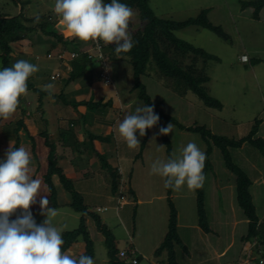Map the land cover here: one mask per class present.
I'll use <instances>...</instances> for the list:
<instances>
[{
    "label": "rangeland",
    "instance_id": "obj_1",
    "mask_svg": "<svg viewBox=\"0 0 264 264\" xmlns=\"http://www.w3.org/2000/svg\"><path fill=\"white\" fill-rule=\"evenodd\" d=\"M242 1L244 0L150 1V5L157 15L176 20L195 16L201 9L209 8L208 16L210 20L214 24L221 25L230 34V39L227 41L205 27L192 25L175 31L178 37L219 57L218 61H209L207 72L210 80L205 85L209 94L222 102V109L206 106L192 92L186 95L178 94L167 87L164 79L159 78L156 72L142 74L140 80L145 85L151 100L158 104V108L185 126H205L213 134L236 139L249 135L256 128V134L252 138L254 140L255 137L264 139L261 136L264 131V122H260L262 118L264 119V6L260 11V18L256 19L253 17V6L243 7ZM54 5L55 0H30L26 4V12L29 16L37 13H54ZM20 9V3L15 0H0V14L15 15L20 12ZM133 18L135 21L134 26H139L140 21L136 11H134ZM55 26L63 32L64 36H71L58 19ZM50 40L57 42L40 32H35L25 42L27 45H30L31 42L34 50L25 48L20 50L22 44L18 46L16 42L13 43V50L18 47L23 53L20 54L19 52L18 54L17 52L16 54L13 51L12 64L17 60L24 59L39 66V71L29 77V83L41 90H46L45 85L52 83L55 87L50 90L51 93L52 91L59 92L56 87L63 83L61 85L63 89L61 98L71 104L64 110L72 109L76 104L75 102L82 100L85 96L93 101L111 100V105L107 106L104 112L105 116L112 122L107 129H102L103 131L99 132V134L108 137L104 142L109 150H103L104 143L99 144L100 146L98 145L99 142L95 144L111 167V171H115L117 176H120V178L117 177L119 181L118 191L122 190L124 197L130 203L125 208H123V205L120 206V200H117L119 193H114L111 188L109 168L102 167L99 159V166L93 165L89 168L90 171L85 168L84 171H88L85 176L73 180L75 189L82 193L84 203L88 207L89 213L85 216L94 241L95 256L93 259L95 264H108V246L103 233L95 224V217H98L102 223L107 225V228L115 237V245L118 249L123 250L134 244L136 245L142 252V255L136 253L140 256L139 264H160L166 261V251H163L160 255L154 253V249L162 241V239L158 240L157 238L161 235L162 230L153 225L149 214L151 206L154 208L160 206L162 213L167 209L169 210L168 200L164 196L167 194V188L164 187V178L150 174V166L157 159L167 161L174 154L180 155L181 150L189 142L196 143L205 154L210 149L208 154L210 165L205 173L206 180L203 190L206 222L211 231L207 233L206 231L209 230L201 227L204 229L203 233L197 234L195 231H191L192 234H188L184 229L179 232L177 226L181 243L175 245L176 261L178 264H232L233 255L241 245V236L243 233H247L248 225L245 223L238 224L235 231V242L230 246L227 255H216L218 250L225 247L232 239L231 228L236 216V211L229 204L228 207L219 210L218 203L216 204L214 200L221 191L216 188L227 183L232 187L235 186V201L237 195L236 175L226 166L222 150L214 139L209 137L206 140L200 132L182 129L174 122L159 121L157 125L147 129L146 135L143 137H140L137 131L136 136L140 141V146L137 149H128L126 143L116 131L118 122L123 120L125 114L134 112L136 107L148 106L139 95L140 89L138 87L134 88L133 67L130 61L127 58H115L108 61L107 68L112 79L110 86L101 80L100 72L102 69L96 60H94L91 66L92 69L86 77L67 82L68 73L65 72L64 81L52 80L50 75L61 67V62L55 53L53 58L47 57V51L51 49ZM57 43L61 49L67 48L63 43ZM81 43V47L88 49L92 41H82ZM66 51L69 52V48ZM242 52L248 53L251 58H261L262 60L256 64L243 63L239 59ZM2 68L0 62V69ZM35 74L43 79L42 82L36 83L33 78ZM93 84L94 86H92ZM40 96L33 87L28 88V91L19 98L18 107L21 113L19 115L14 114L12 117L16 121L23 116V108L30 110L33 112L31 117H33V114L37 116L36 124L39 126L38 131H41L43 128L42 115L39 109L36 111L41 100L42 112L45 113L44 118L49 120L48 131H53L58 128V110H56L54 101H52L49 94L43 95L42 99H40ZM79 107L82 111L86 108L83 105H79ZM98 111L100 109L95 105L90 107L87 110V115L84 114L85 121L88 123L93 122L94 117L98 116ZM10 120L12 121V118ZM169 123L173 124V130L172 133L166 135L169 139L170 149L168 151V144L163 141V135L159 134V129L166 127ZM84 136L86 137V133ZM153 137H155V140H153ZM159 146H164V148H158ZM228 149L233 162L243 169L252 181L255 179L257 168L264 170V151L257 148L255 144L246 141L239 147L229 146ZM68 161L70 165L80 163L77 155H71ZM60 163L63 164L64 162L60 160ZM37 178L43 181V177L38 176ZM130 183L133 189L136 188V197L135 194L129 191L131 188ZM251 186L252 199L255 203V184L252 188ZM45 192L48 195L47 186L44 183L41 196L45 195ZM174 193L187 194L186 199L179 197V195L174 197L172 195V201H175L183 210L181 200L184 201L185 199V210L193 212L195 214L194 218L198 219L199 222L195 198L196 190H189L186 186H182L179 191H174ZM158 195H163V197H158ZM139 198H152V204L146 201L139 202ZM39 200L40 196L37 197L36 203L30 207L37 225L42 224L46 219L44 215H41ZM223 205L225 206L224 202ZM54 208L57 209L58 215L53 219V223L57 227L63 228V233L79 227L81 212H77L70 205L63 203L61 206ZM236 208L237 213L241 214L242 209L239 206ZM220 211L224 213L221 219L227 220V224L216 221L220 219ZM260 213H262V208L257 210V214ZM21 214L20 209H17L11 219L15 220ZM84 248L85 243L79 238L66 252L71 256H77L84 251ZM250 256L255 258V249L254 252L248 253L245 258L243 256V259L241 258L237 262L244 261ZM126 261L129 262V258H126ZM261 264H264V262Z\"/></svg>",
    "mask_w": 264,
    "mask_h": 264
},
{
    "label": "trees",
    "instance_id": "obj_2",
    "mask_svg": "<svg viewBox=\"0 0 264 264\" xmlns=\"http://www.w3.org/2000/svg\"><path fill=\"white\" fill-rule=\"evenodd\" d=\"M20 3V12L11 14H0V62L2 67H11V57L13 50V43L28 39L33 33H42L48 38H52L57 42L63 43L70 51H75L77 55L70 60L71 70L68 73L66 79L67 82L75 81L76 79L86 77L91 71V66L94 63V58L90 56L89 52L81 48V42L78 38L73 36H64L63 32L58 30L55 26L57 19L55 13H42L40 15V23H34L35 16H29L26 12V4L28 0H15ZM151 0H120L121 3L129 5L133 11H136L140 25L135 27L134 18L130 24V30L133 34L134 47L128 53H122L121 56L127 58L132 67L134 75V88L140 89V97L148 104V106L154 107V112L160 119L159 121L174 122L182 129H188L194 132H200L202 137L208 140L209 137L213 138L215 143L221 148L223 156L225 158L226 166L232 170L236 175V198L239 207L243 210L245 216L248 219L247 233L244 236L245 241L251 243L254 242V249L257 253H260L264 259V219H260L256 206L253 202L252 195L250 192V186L252 184L251 178L247 173L237 166L230 155L229 146L239 147L246 141L255 144L257 148L264 151V139L261 137L252 138L256 134L255 130H252L249 135L241 138H229L226 136H219L213 134L205 126L193 125L185 126L179 123L172 116L165 114L158 108V104L154 103L149 94L146 91L145 85L141 82L140 76L142 74H151L156 72L159 78H163L167 87L171 88L180 95H186L189 92L194 93L206 106L222 109V102L209 94L206 83L210 80V76L207 72L209 61H218L219 57L215 54L207 52L204 48L196 46L193 43L178 37L175 34L176 30L188 27V26H199L205 27L216 33L220 38L224 40L230 39V34L227 33L221 25L214 24L208 13L209 8H203L195 16H190L183 20H176L173 18H165L157 15L150 5ZM104 3H110V0H104ZM242 6H253V17L258 19L260 11L264 6V0H244ZM104 45V44H103ZM105 50L108 51V61L117 58L114 53L115 45H104ZM55 48V45L51 49ZM66 48V49H67ZM65 48L61 49L64 50ZM65 49V50H66ZM50 52V51H49ZM130 57V58H129ZM261 58H249L251 63H258ZM248 61V62H249ZM28 88L33 87L37 93H39L40 99L43 95L49 94V90H41L35 87L33 84L27 81ZM61 97L62 93L59 94ZM63 102L67 105H71L68 101L63 99ZM74 109L78 112L77 120L85 122V112L78 109L79 105L86 106V110L94 105L100 109L98 115H104V110L107 106L111 105V100H91L84 97L82 100L76 101ZM41 112L43 110L42 103L40 100L39 106L37 107ZM26 109H22L23 115H25ZM43 113V112H42ZM43 128L38 132L40 136L44 138V143L48 147L47 153V167L43 173V181L47 186L48 200L50 207H58V193L53 182L52 176L57 175L60 183L64 189L71 195V201L68 203L75 211L81 212L79 227L71 231H65L63 233L64 244L62 245V251L66 252L71 245L76 242L79 238L85 243L84 251L80 254H85L91 257L95 256L94 241L91 237L90 231L86 223V214L89 213L87 205L84 203V198L81 192L77 191L74 187V182L70 176L64 171V168L60 164L59 153L57 151L58 143L63 148H69L73 156L77 153H82L90 149L96 154L101 161L102 167L109 168L111 188L114 193L122 194L119 189L118 178L120 176L115 171H111V167L103 157L101 151L96 148L95 141H105L108 137L103 136L101 133H95L93 131H86V139H89V147L83 148L79 141L75 137V132L72 126L67 128H61L59 130V136L57 140L51 138L47 128V120L42 114ZM24 116L16 120L17 128L7 127L3 130V134L8 139L13 140L15 147H19L21 138L19 135V129L26 127L24 123ZM28 138L31 139V149L35 154V141L34 136L28 132ZM163 141L168 144L167 150L169 151V139L166 135H163ZM88 143V141H87ZM210 149L206 152V161L204 167V174L210 165L208 154ZM36 155V154H35ZM36 157V156H35ZM5 158H0V161ZM40 169V163L37 159L36 172L33 174V179L36 177V173ZM131 193L134 191L130 189ZM172 189L167 188V199L170 206V213L168 219V229L160 242L159 246L155 249V255H160L163 251H166V261L161 264H178L176 261L175 245L181 243V238L177 231V209L172 201L171 197ZM196 201H197V212L199 217V224L205 230L210 228L206 222L205 214V197L203 187L196 189ZM22 212V210L20 209ZM32 212V210L30 209ZM95 224L97 228L103 233L106 244L108 246V264H133L130 261L127 262L125 258L119 255L121 251L115 245V237L111 234L105 223L95 217ZM131 248V247H130ZM79 254V255H80ZM77 255V256H79ZM137 263H139L140 256H137ZM251 259H255V264L258 263L259 257L250 256Z\"/></svg>",
    "mask_w": 264,
    "mask_h": 264
},
{
    "label": "clouds",
    "instance_id": "obj_3",
    "mask_svg": "<svg viewBox=\"0 0 264 264\" xmlns=\"http://www.w3.org/2000/svg\"><path fill=\"white\" fill-rule=\"evenodd\" d=\"M54 13L67 32L80 41H92L98 49L101 43L114 44L117 58L124 59L121 54L134 47L130 30L134 11L120 0H110V3H104V0H55ZM34 16V23H40V15ZM38 71V65L24 59L0 69V119L10 120L16 113L19 98L28 91L29 77ZM54 87L52 83L45 85L50 96ZM159 119L153 106L143 105L125 114L116 131L128 149H137L140 141L136 132L140 137L145 136L146 130L157 125ZM172 130L173 124L169 123L159 129V134L168 135ZM5 157L0 161V264H95L91 256H71L62 251L64 229L54 225L58 211L49 206L47 195L41 196L43 181L33 179L31 153L23 146L15 147L10 141ZM205 161L206 154L196 143L189 142L180 155L174 154L167 161L155 160L150 166V174L164 178L165 188L179 191L186 186L196 190L202 188L206 180ZM38 196L41 215L46 217L40 225L30 211ZM17 209H21L22 214L12 220Z\"/></svg>",
    "mask_w": 264,
    "mask_h": 264
},
{
    "label": "crops",
    "instance_id": "obj_4",
    "mask_svg": "<svg viewBox=\"0 0 264 264\" xmlns=\"http://www.w3.org/2000/svg\"><path fill=\"white\" fill-rule=\"evenodd\" d=\"M29 2H30V0H28V3ZM259 18H260V16H259ZM56 19H58V21H60V18L57 15H56ZM25 42H26V39H23V40L17 41L16 45L20 46L22 44L20 46V50L23 49V48L29 49V50H32V49L34 50V47L31 44V42H30V45H27ZM50 42H51V47L53 45H55V48L49 49L47 51V54L49 53V51L52 52V53H56L57 50L61 49L58 46L57 42L52 41V40H50ZM81 48H83V47H81ZM83 49H86V48H83ZM20 50L18 49V47L14 49L16 54H17V52H18V54H19V52H20V54H22L23 52L20 51ZM243 53H246V52H242L241 54H243ZM249 58H251V57L249 56ZM239 59H240V56H239ZM58 63H60V62H58ZM243 63H247V62H243ZM62 67H64V66H62ZM252 69L254 70V68H252ZM255 76H256V73H255ZM33 78L36 81V83L42 82V80H43L42 78H40V76L38 74H35L33 76ZM256 78H257V76H256ZM63 81H64V79H63ZM61 85H57V87H56V88L59 89V92L52 91V95H51V99H52V101H54V104L56 106V110H58L59 118H58V126H57L58 128L53 130V131H49L50 136H51L52 139L57 140L58 136H59V130L61 128H67L69 126H72L73 129H74V132H75L76 139L83 146V148H88L90 142H89V139L88 138L86 139V137L84 136L86 131L90 130V131H94L95 133L102 132L103 130L107 129L108 125L111 124L112 121L110 119H108L105 116V114L104 115H98V116L96 115L94 117V121L93 122L91 121L90 123H88L86 121L85 122L81 121L80 119L77 120L76 118L78 117V112L76 111V109H74V108L71 109L70 108L69 110L68 109L64 110L65 108H68V105L63 102L61 96L59 95L63 91ZM92 86H94V84ZM80 108L81 107H78V109L80 111H82ZM37 110L38 109H36V111ZM83 112H85V114L87 115V110L85 111V109H84ZM19 113H21V111H20V109L18 107V109H17L15 114L19 115ZM32 113L33 112H31L30 110H26L25 115H23L24 116V120L23 121H24L26 127H22L21 129H19V135H20V138H21V143H20L19 147L23 146L27 150L29 149V152L31 153L32 159H31L30 167L32 169V174H34V172H36L35 170L37 168V159H38V161L40 163V169L36 173V177L35 178H37L38 176L43 177V173L46 170V167H47L46 161H47L48 147L44 143L45 142L44 138L38 134L39 126H37V124H36L37 116L35 114H33V117H31ZM59 113H60V115H59ZM42 114L43 113L41 112V115ZM74 115H76V117H74ZM46 120H47V123H48L47 124V128H48L49 120L47 118H46ZM260 122L263 123L264 119L262 118ZM16 126H17V124H16V121L14 120V117H12V121L11 120L10 121H5L3 119H0V145H1L0 146V158H6L5 157V153H6V151L9 148V142L10 141L13 142V140L8 139L7 137H5V135L3 134V130L5 128H7V127L15 128ZM28 132L34 136L35 154L36 155L32 152L31 139L28 138ZM261 136L264 137V131H263V133H261ZM87 141H88V143H87ZM96 142H99L98 145L101 144V143H104L103 147H102L103 150H109V147L107 146V144L104 141L101 142V141L96 140L95 143ZM95 146H96V144H95ZM97 147L98 146H96V148ZM57 151H58V153L60 155L59 159L64 162L63 164L60 163L61 166L64 168V171L68 174V176H70L72 178V180L85 176V173L90 171L89 168L93 167V165H98L99 166V163H100L98 161L99 158L90 149H88L87 151H83L82 153H77L76 154L78 156V159H79V162H80L78 165H70L68 160H69L71 155L73 156V154L70 152L71 150L69 148H63L62 145L58 143ZM68 153H70L71 155H69V156L66 155ZM82 168H84V169H82ZM85 168L88 171H84V170H86ZM256 171L257 172H256V175H255V179H254V181H252L251 188L255 184V203L254 204L256 206V210H258V208H262V213L258 214V216H259L260 219H264V170L257 168ZM52 179H53V182H54L55 187L57 189L58 203L60 204V206H61L62 203L63 204H68L71 201V195L64 189V187L60 183L59 178H58V176L56 174L52 176ZM130 186H131L130 189H132L134 191V194H135V197H136V195H137L136 194V188L133 189L131 183H130ZM229 187H231V188L226 191V189H228ZM234 187H232L231 185H228L226 183V184L220 185V186H218L216 188V189L221 191L220 194L217 195V198H215V200H214L216 202V204L218 203L219 210L223 209V207L224 208L228 207V204H229V206L233 210L236 211V214H235L236 216H235L234 221H233V227L231 228V234L233 235L232 239H230L229 243L225 247H222L220 250H218V252L216 253L217 256H225V255H227L230 246L233 244V242H235L236 226L238 224H240V223H245L246 225H248V219L245 216L243 210H242L241 214L237 213V210H236L237 208L236 207L239 206V205L237 203V199L235 201V198H234L235 197V190H234L235 188ZM222 191H225V192L222 193ZM121 192H122V190H121ZM250 192H251V195H252L253 192H252L251 189H250ZM45 195H47L46 192H45ZM172 195H173V197L179 195V197L181 196L182 198H185V199L187 197V194H185V193L176 194V193H174V191H172L171 196ZM164 196L167 199V194H165ZM158 197H163V195H158ZM47 198H48V195H47ZM152 198H147V199H140L139 198L138 201L139 202L146 201V202L152 204ZM195 198H196V195H195ZM185 199H184V201H183V199L181 200V202H182L181 205L184 208L183 210L174 201V205H175V207L177 209V225H178L179 232H181V230L184 229V231L187 232L188 234H192L191 231H195V233H197V234L203 233L204 229L201 228V226H200V224L198 222V219L194 218L195 214L193 212H190V210H185V208H186V205L184 203ZM117 200L118 201L120 200V204H121L120 206L123 205V208H125V206L130 203V201L124 197V192H122V194H119L117 196ZM228 200H229V202H228ZM223 202L225 203V206L223 205ZM167 203L169 204V202H167ZM32 208H35V207H32ZM169 213H170V206H169V210L167 209L166 211H163V213H162V210H161L160 206L156 207V208H154L153 206L150 207V214H149L150 221H152V223H153V225L155 227L157 226V227H159L158 228L159 230L160 229L162 230L161 235L157 236L158 240L163 239V237H164V235H165V233L167 231ZM219 215H220L219 216L220 219L216 220V221L220 222V223L227 224L228 223L227 220H222L221 219L222 216L224 215V213L222 211H220ZM183 220H185V221H183ZM210 231L211 230L209 229V231H206V232L208 233ZM245 235H246V233L245 234L243 233V235L241 236L242 243L237 248L236 252L233 255V263L232 264H235L237 262V260H240L243 256L245 258L248 253L254 252V246H253L254 242L251 243L249 241H245L244 240V236ZM131 248H133L137 254L142 255V252L136 247L135 244L133 246H131ZM139 255H137V256H139ZM255 257H259V258L261 257L260 253H257L256 250H255Z\"/></svg>",
    "mask_w": 264,
    "mask_h": 264
},
{
    "label": "built area",
    "instance_id": "obj_5",
    "mask_svg": "<svg viewBox=\"0 0 264 264\" xmlns=\"http://www.w3.org/2000/svg\"><path fill=\"white\" fill-rule=\"evenodd\" d=\"M89 52L90 56L94 58L101 67V72H100V77L101 80L104 81L106 85H111L112 84V79L109 75L108 68H107V63H108V53L105 50V46L103 43H101V47L98 49L96 45L92 42L91 46L88 47V49H85ZM56 57L60 60L61 67L56 70L55 72L51 73L50 78L52 80H63L65 77V72L69 73L71 70V65H70V60L77 55L75 51H69L67 52L66 50H58L56 53ZM48 58H53L54 53L49 52L47 54ZM240 60L243 62H248L249 61V55L247 53H243L240 55ZM64 66V67H62ZM100 209V208H98ZM119 255L123 258H129V261L133 264H136L137 257H136V252L133 248H127L123 249L119 252ZM264 262L263 258L258 259V263L261 264ZM235 264H255V259H251L250 257H247L244 261H239L236 262Z\"/></svg>",
    "mask_w": 264,
    "mask_h": 264
}]
</instances>
